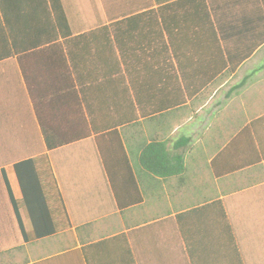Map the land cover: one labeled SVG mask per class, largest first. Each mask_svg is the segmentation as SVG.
<instances>
[{
	"label": "crops",
	"instance_id": "1",
	"mask_svg": "<svg viewBox=\"0 0 264 264\" xmlns=\"http://www.w3.org/2000/svg\"><path fill=\"white\" fill-rule=\"evenodd\" d=\"M181 138V176L137 163ZM0 157V264H264V0H0ZM17 158L64 229L12 250Z\"/></svg>",
	"mask_w": 264,
	"mask_h": 264
},
{
	"label": "trees",
	"instance_id": "2",
	"mask_svg": "<svg viewBox=\"0 0 264 264\" xmlns=\"http://www.w3.org/2000/svg\"><path fill=\"white\" fill-rule=\"evenodd\" d=\"M259 121H262V119ZM105 137L107 141H109V139H113V142L111 144L118 147V150H116L118 152L117 165L114 166L108 164L107 158L110 151L106 147L102 146V142H100V134L96 137V149L104 172L109 180L110 187L111 189H113V192H115L114 199L116 201L117 207L122 210L125 207H122V203H120L118 197V192L116 191V187L114 186V181L112 179V170L123 168L122 159L124 157L123 155H125V151L123 149L122 141L116 133H114V135H107ZM188 143V138H181L175 143V146L172 148V150H170L167 147L166 143L153 141L143 147L140 155L138 156L137 163L147 172L154 173L156 175H159L160 177L168 178L173 176H181L184 171L183 155L176 149L181 148L182 150L188 145ZM45 149L48 152L52 153L59 149V147L47 145ZM39 154L40 153H37L36 155L38 157L42 156V154ZM31 158L21 160L17 158L14 162L11 163L15 167L22 195L20 200H15L10 190L8 189L10 204L14 210L13 213L16 217L17 224L20 229V241L16 240L14 241V243H12V250L17 249L21 242H34L36 240L55 235L56 233H58V231H60V229H64L62 223H52L53 213L49 202L50 199L44 192V187L41 184V175L39 173V170L37 169V163L34 159ZM1 164L2 162H0V165ZM3 178L4 181H6L4 175ZM142 199V197L138 196V198L136 199L137 201L134 202H136V204H139L140 202H142ZM24 208H27V212H29L31 219L33 220V222H35L33 223L34 230L31 233H28L24 229V225L22 223L23 218L21 217V214L23 216L25 211ZM41 221H45L46 223H38ZM7 246V242H4V244L0 242V254L7 252Z\"/></svg>",
	"mask_w": 264,
	"mask_h": 264
}]
</instances>
